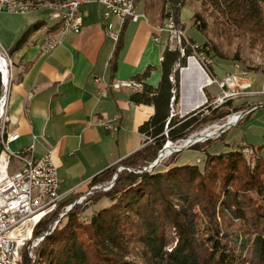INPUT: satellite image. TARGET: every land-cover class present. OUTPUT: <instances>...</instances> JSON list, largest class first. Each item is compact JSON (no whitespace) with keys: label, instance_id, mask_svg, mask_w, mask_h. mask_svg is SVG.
Returning a JSON list of instances; mask_svg holds the SVG:
<instances>
[{"label":"trees","instance_id":"obj_1","mask_svg":"<svg viewBox=\"0 0 264 264\" xmlns=\"http://www.w3.org/2000/svg\"><path fill=\"white\" fill-rule=\"evenodd\" d=\"M208 1L230 21L242 19L247 26H264V0ZM172 6L177 5L171 4L175 11ZM199 22L195 20L192 26L205 33L206 26ZM43 26L38 22L28 27L9 50L10 55ZM121 48L122 33L115 63ZM188 61V69L182 71L184 91L201 93L208 78L194 59ZM178 64H185V58L166 50L159 87L145 84L131 96L136 105L155 107L154 116L140 127L151 144L121 162L136 173L119 174L115 190L104 195L112 204L86 221L82 216L87 206H75L62 227L49 235L50 230L45 232L34 260L23 252L22 264H264V153L254 164L246 159L243 148L208 155L203 170L187 164L144 171L168 141L186 140L225 117L207 105L182 118L172 116V106L180 100ZM152 70L149 67L137 79L148 78ZM114 168L95 177L92 185L113 177ZM78 198L64 201L37 228L35 236L46 231L59 212Z\"/></svg>","mask_w":264,"mask_h":264},{"label":"crops","instance_id":"obj_2","mask_svg":"<svg viewBox=\"0 0 264 264\" xmlns=\"http://www.w3.org/2000/svg\"><path fill=\"white\" fill-rule=\"evenodd\" d=\"M46 12L0 13V44L8 51L28 27L44 23L20 50L11 54L13 69L6 109L11 122L7 131L19 136L9 143L12 152L28 153L34 147L36 158L51 155L61 182L59 193L67 201L86 193L95 177L149 144L140 127L154 116L155 107L134 104L131 96L135 91H113L110 84L116 78L137 79L152 67L149 77L141 81L158 88L167 45L165 36L162 43L153 40L155 25L138 6L142 17L137 22L127 21L115 63L118 41L106 33L103 7L92 4L83 10L81 33L63 34L67 36L63 43L48 55L43 53L42 45L56 33L60 21L54 10ZM3 92L2 87L0 99ZM197 95L196 90L191 94L184 91L178 106L181 116L192 109ZM199 96L198 104H204L202 93ZM114 117L119 118L118 132L101 127L102 121Z\"/></svg>","mask_w":264,"mask_h":264},{"label":"built area","instance_id":"obj_3","mask_svg":"<svg viewBox=\"0 0 264 264\" xmlns=\"http://www.w3.org/2000/svg\"><path fill=\"white\" fill-rule=\"evenodd\" d=\"M92 4L103 7V21L105 24L107 23L106 33L116 41L119 39L128 20L137 22L142 17L137 11L136 0H80L77 7L73 10L57 8L60 12L58 14L60 20V26L58 28L59 34L53 37L49 36L45 40L42 45L43 53L50 55L63 43L64 38L67 37L63 36V29H70V35L80 34L84 25L83 10ZM51 9L53 8L51 7ZM4 11L22 15L29 12V10H23L21 7L8 4L7 0H1L0 13ZM113 19H116V24L113 23ZM164 34L168 38L170 50H179L184 54L185 48L190 44L182 25L175 19L174 12L171 8L167 9V18L164 26L155 28L153 40L156 43H161ZM190 46L203 62L206 61V63L212 65V62L206 58V51L208 49H204L202 45L198 44ZM12 69L13 61L11 55L0 44V74L1 83L4 88L3 96L0 99V107L5 97L8 98L7 93L12 76ZM246 75L247 73L243 74V76ZM208 78L210 82H208L206 88L217 85L221 91L220 95L212 103L215 108L231 100L255 96L248 91L252 88L249 80L241 82L236 75H229L225 80ZM171 81L174 82L173 76L171 77ZM144 86L143 81L137 79L124 80L116 78L110 84L113 91L127 89L137 92L142 91ZM262 93H264V82ZM174 100L175 98H172V103ZM205 104L208 107L212 106H209L207 99ZM6 109L7 101H4L3 112L0 116V264H14L15 259H19V264H22L23 252L26 251L28 254V250L39 246L45 232L55 230L65 221V216L75 206L84 204L87 197L92 193H88L86 196L80 197L73 204L65 206L59 212L57 219L49 225L48 229L40 235L35 236L37 228L49 216L57 212L60 205L65 201V196L59 193L61 182L57 167L54 165L51 155L36 158L31 152L14 153L9 149V143L16 141L19 136L16 132L7 131V125L11 122V119ZM254 109L256 107L229 116L227 123L221 125L220 133H225L235 127L246 114H249ZM206 113L209 112L206 111ZM234 116H238V120L230 123L231 118ZM101 127L109 132H118L119 118L114 117L102 121ZM33 148L29 151H32ZM160 162L161 159L151 164L150 169L153 170ZM15 163L19 165L18 168L13 165ZM129 170L131 171L132 169ZM146 170L148 171V169ZM111 184L95 186L94 190L109 191L112 188Z\"/></svg>","mask_w":264,"mask_h":264},{"label":"rangeland","instance_id":"obj_4","mask_svg":"<svg viewBox=\"0 0 264 264\" xmlns=\"http://www.w3.org/2000/svg\"><path fill=\"white\" fill-rule=\"evenodd\" d=\"M16 1L27 4L30 7L29 12L38 9H45L47 12L44 14L51 12V10H54L55 13L59 14L60 12L55 7H60L62 4L69 2L70 0ZM172 3L177 5V7L172 6L175 10L173 11L175 19L179 24L182 25L189 44L202 45L204 49H208L206 51V58L208 59V61L212 62V65L206 63V61L203 62L201 58H199L198 55L193 51L192 47L188 44V46L185 48L184 54L181 53V51L177 50V52L180 53L181 57L185 58V64L181 65L182 67L180 66V64L175 66V69H178L179 71V104L181 103L182 98L181 74L184 69H188V60L190 58L194 59L198 63L201 70L206 74L207 78L210 77L212 79L218 78L219 80H225L229 75H236L241 82H246L247 80H249V82L252 84V88H250L248 91H250V93L255 96H247V98L241 97L235 100H231L228 103L215 108L213 107L212 103L214 99L218 95H220V88L217 85L212 88L205 87L203 89L205 101L207 99L209 102V106L212 105L210 108L212 110L217 109V114H224L225 117L220 120L210 122L200 131L192 134L186 140L178 142L168 141L163 149L159 151L157 159H160L161 152L166 148L168 144L177 146L178 149L167 158L161 159L160 164L154 169L156 171H164L168 166L171 165L182 166L192 164L198 165L199 168L203 170L208 155H219L231 151H238L243 148L244 150L249 151L248 153H245L243 151L246 159L251 164H254L259 154L262 155L264 153V148L259 150L261 146H264V93H262L264 82V26H259L257 28L253 26H247L246 22L242 19H239L237 22L234 20L230 21L223 12L215 9L208 0H185L184 3H182L181 0L180 2H178V0H136L137 11L139 6V9L143 10L147 18L155 25L154 28L164 26L167 18V9L171 8ZM180 3H182L183 6H180ZM51 7L53 9H51ZM195 20H198V22L201 20L199 23H204V25L206 26L205 33L199 31L196 26H192ZM56 30V33L52 34L51 37L59 34L58 29ZM261 32L263 33L258 34ZM164 36L166 38L165 43L167 45V50L172 51L169 48L168 38L166 34H164L162 38ZM117 41H119V39ZM244 73H247V75L243 76ZM248 102H252V104H249ZM179 104L172 107L174 111L172 112V116L182 118L183 116H181L178 112ZM257 106H259V108H257ZM254 107H256L257 109L253 110V114H251L252 111L249 114H246L245 117L240 120L235 127L231 128L225 133H220L219 131V133L213 137H208V139L196 142L193 145L190 144L188 146H183L184 142H188L190 141V139L193 140L199 136H202L205 131H214L215 126H221L224 123L226 124L229 116H233L239 112L248 111ZM150 144L151 141H149L148 145ZM29 152L32 153V151ZM157 159L154 162H156ZM154 162L150 163L147 168L144 169V171H153L154 169L151 170L150 167ZM13 165L15 167H19L17 163ZM129 169H131L129 166L123 163H119L114 168L113 177H111L107 181L97 182L93 185L91 183L86 193L79 196L80 198L82 196H86L88 193H92L87 197V200L84 202V204H82V206H87V210L82 216L83 221H86L88 217L93 216L96 211L107 208L112 204V199L107 198L104 195L115 190L119 174L123 173L124 171L134 172L132 170L130 171ZM146 169H148V171ZM138 173L140 174L141 172ZM107 184H111L112 186L109 191L94 190L95 186ZM91 198H96L99 200H97L98 202L95 203L96 201H90ZM66 218L67 216H65V220ZM64 224L65 221L61 225H59V227H62ZM34 258L35 256L31 259L34 260ZM14 264H19V259H15Z\"/></svg>","mask_w":264,"mask_h":264},{"label":"bare ground","instance_id":"obj_5","mask_svg":"<svg viewBox=\"0 0 264 264\" xmlns=\"http://www.w3.org/2000/svg\"><path fill=\"white\" fill-rule=\"evenodd\" d=\"M8 1V4H11L13 6H16V7H21L23 8V10H29L30 7L27 5V4H23L22 2H18V1H15V0H7ZM80 0H70L69 2H66L64 4H62L60 7H55V8H63V9H66V10H73L77 7V4L79 3ZM1 2V0H0ZM66 33H70V29H63V34H66ZM206 76V75H205ZM210 82V81H208ZM7 97H5V99L3 100L2 104H1V107H0V116L3 112V107H4V101H7ZM238 120V116H234L233 118H231V122L230 123H233V122H236ZM221 129V126H215L214 127V131H210V130H207L204 132V134H202V136H199L193 140L190 139V141H186L184 142L183 146H188L190 144H194L196 142H200V141H203L204 139H208V137H213L215 135H217L219 133ZM178 148L176 146H173L171 144H168L166 146V148L161 152V156H160V159H165L167 158L168 156H170L172 153L176 152ZM249 151L246 150L245 153H248ZM54 230H50L49 232H47L49 234H51V232H53ZM45 236V235H44ZM42 236V240L44 239ZM41 240V241H42ZM36 247L32 248V250H28V253L29 255L33 258L34 257V251H35Z\"/></svg>","mask_w":264,"mask_h":264},{"label":"water","instance_id":"obj_6","mask_svg":"<svg viewBox=\"0 0 264 264\" xmlns=\"http://www.w3.org/2000/svg\"><path fill=\"white\" fill-rule=\"evenodd\" d=\"M199 66V65H198ZM200 67V66H199ZM201 69V68H200ZM203 72V71H202ZM204 73V72H203ZM205 74V73H204ZM206 75V74H205ZM207 77V76H206ZM181 89H182V97L184 98V87H183V76H182V74H181ZM203 89L204 88H202V90H200L201 91V93H202V95H203ZM203 97H204V95H203ZM200 98H201V96H199V92H198V95H197V97H196V100H195V102L193 103V107H192V109H190L187 113H185V114H183V117H185V116H187V115H189V114H191V113H193V112H196V111H198L199 109H201L204 105H205V103L204 104H198V102L200 101ZM205 98V97H204ZM177 147V146H176ZM178 151H181V150H178ZM159 159H157V161H158Z\"/></svg>","mask_w":264,"mask_h":264}]
</instances>
